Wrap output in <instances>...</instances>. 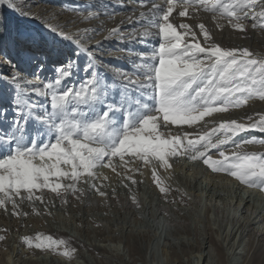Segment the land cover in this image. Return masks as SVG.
Wrapping results in <instances>:
<instances>
[{
  "label": "snow or ice",
  "instance_id": "snow-or-ice-1",
  "mask_svg": "<svg viewBox=\"0 0 264 264\" xmlns=\"http://www.w3.org/2000/svg\"><path fill=\"white\" fill-rule=\"evenodd\" d=\"M3 10L37 18L17 0H0ZM46 15L60 23L44 32L0 24V210L51 215L55 200L86 193L119 203L123 188L142 212L133 188L146 174L160 200L188 208L177 163L264 194V152L245 148L264 146V111L249 113L264 105V52L216 38L264 33V0H85ZM34 239L21 242L79 260L70 240Z\"/></svg>",
  "mask_w": 264,
  "mask_h": 264
},
{
  "label": "rangeland",
  "instance_id": "rangeland-1",
  "mask_svg": "<svg viewBox=\"0 0 264 264\" xmlns=\"http://www.w3.org/2000/svg\"><path fill=\"white\" fill-rule=\"evenodd\" d=\"M17 3L26 12L32 11V5L52 10L83 5L80 0H17ZM43 16L37 14L32 20L43 24ZM0 24L11 30L44 32L41 27L33 26L25 18L6 10L0 11ZM5 35L0 28V36ZM245 148L264 152V146L247 145ZM100 171L108 172L107 169ZM209 173L203 167L192 169L191 165L177 163V183L194 197L188 208L169 206L160 200L154 186H149L150 178L146 174L137 177L144 183L133 188L143 205L142 212L131 206L129 193L123 188L118 189L119 203L104 201L95 193H86L83 202L72 196L68 197L67 205L55 200V206L49 207L51 215L16 218L0 210V228L8 230L7 240L0 242V264H64L56 256L40 249H28L21 242L22 236L29 235L34 239L37 233L82 246L79 260L74 264H260L264 257L258 245L264 244V222L260 218L248 222L250 213L245 217L244 207L237 208L236 201L232 203L231 198L237 200L236 197L241 196L261 204L264 219V194L215 174L210 173L209 177ZM109 183L115 184L116 181ZM217 190L224 193L214 209L216 203L215 199L211 201L210 193ZM48 195L51 203V194ZM174 195L179 198L178 194ZM36 206L44 211L39 202ZM177 209L185 215H178ZM163 210L169 213L170 219L158 216ZM21 211L31 213V207L25 203ZM166 227L168 231H165ZM211 242L214 252L209 253L205 248ZM34 243L39 241L34 239Z\"/></svg>",
  "mask_w": 264,
  "mask_h": 264
},
{
  "label": "bare ground",
  "instance_id": "bare-ground-1",
  "mask_svg": "<svg viewBox=\"0 0 264 264\" xmlns=\"http://www.w3.org/2000/svg\"><path fill=\"white\" fill-rule=\"evenodd\" d=\"M81 2H83V4L85 3V0H80ZM93 0H87V3H92ZM112 2V5L115 6L116 4V0H111ZM32 8V11H30L31 13L33 14H41V15H44L43 18H42V21L44 22H51L52 24H57V23H60L59 21H57L54 17L52 16H49V15H46V13H52L54 11H62L61 8H58L56 7L55 9L52 10V8H49V7H35L34 5L31 6ZM112 9L109 8V11H111ZM117 11H120V9H117ZM13 13V12H12ZM15 16H20V17H23L26 19V22H28L29 24L33 25V26H37V27H42V24L40 23H36L34 22L32 19H29L25 16H22V15H17L16 13H13ZM121 15H123V13L121 12ZM121 18V16H117L116 17V20H119ZM181 20L185 19V18H180ZM44 30V29H43ZM218 40H222V42L224 44H241V45H244L246 47H249L250 49L254 50V51H257V52H264V33H261V32H258V31H251L249 32V38L248 39H245V40H240V39H237L235 36H230L229 35V30H225L224 33L220 34V35H217L216 37ZM243 111V109L241 110ZM257 111H264V105H260L259 103L255 104V105H252L249 107V113H252V112H257ZM247 149V148H246ZM208 175V174H207ZM209 177H210V173H209ZM220 178V177H219ZM178 182V181H177ZM183 182V181H182ZM182 184V183H181ZM236 184V183H235ZM182 186V185H181ZM227 192V191H225ZM224 193V192H223ZM222 191L220 190H217V191H212L210 193L212 199L211 201H215V205L213 206V208L216 206L217 207V201H221L222 198H223V194ZM210 197V196H209ZM208 197V198H209ZM229 199V197L227 198ZM237 200H235V198H231V202L234 203L235 202V206L237 208L243 206V210L245 211V217L250 213L249 217L247 218L248 222L251 220H257L258 218H260V221L264 222V219H263V210L261 209L262 207H260L259 204H257L255 201H251V200H245L244 197L241 198V196H237L236 197ZM229 201V200H228ZM158 202V201H157ZM162 202V201H161ZM160 202V203H161ZM231 203V204H232ZM226 204V203H225ZM230 204V205H231ZM164 205V204H163ZM156 206V205H155ZM161 206V205H160ZM262 206V205H261ZM158 208V207H157ZM156 208V209H157ZM215 209V208H214ZM151 210V209H150ZM146 211V210H145ZM164 211V210H163ZM157 212V211H155ZM160 212V211H159ZM158 213V212H157ZM255 213L256 216H255ZM153 214V213H152ZM156 214V213H154ZM255 216V217H253ZM153 217V215H152ZM262 218V219H261ZM252 221V222H253ZM260 222V223H262ZM65 232V231H64ZM239 232V231H238ZM237 232V233H238ZM204 240V239H203ZM212 241V240H211ZM212 242L211 243H207L206 244V250L208 249L209 250V253H212L214 252L213 251V248H212ZM259 249H262L264 250V244L261 242L259 243ZM257 246V248H258ZM261 251V250H260ZM206 257V256H205ZM206 260V258H205ZM210 260V259H208Z\"/></svg>",
  "mask_w": 264,
  "mask_h": 264
}]
</instances>
